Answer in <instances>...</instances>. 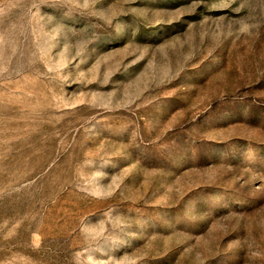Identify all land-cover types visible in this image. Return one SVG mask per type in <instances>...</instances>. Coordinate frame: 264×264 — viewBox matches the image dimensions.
<instances>
[{"label": "rangeland", "instance_id": "374dc122", "mask_svg": "<svg viewBox=\"0 0 264 264\" xmlns=\"http://www.w3.org/2000/svg\"><path fill=\"white\" fill-rule=\"evenodd\" d=\"M0 264H264V0H0Z\"/></svg>", "mask_w": 264, "mask_h": 264}]
</instances>
